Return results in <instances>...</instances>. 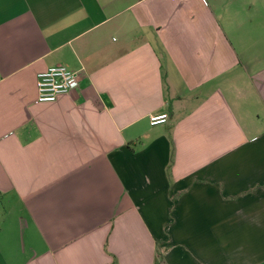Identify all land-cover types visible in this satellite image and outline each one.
<instances>
[{
    "label": "crops",
    "instance_id": "crops-1",
    "mask_svg": "<svg viewBox=\"0 0 264 264\" xmlns=\"http://www.w3.org/2000/svg\"><path fill=\"white\" fill-rule=\"evenodd\" d=\"M157 251L264 264V0H0V264Z\"/></svg>",
    "mask_w": 264,
    "mask_h": 264
},
{
    "label": "built area",
    "instance_id": "built-area-1",
    "mask_svg": "<svg viewBox=\"0 0 264 264\" xmlns=\"http://www.w3.org/2000/svg\"><path fill=\"white\" fill-rule=\"evenodd\" d=\"M81 73L63 65H54L36 75V104L55 102L60 96L67 95L79 86ZM150 125L167 122V115L152 116Z\"/></svg>",
    "mask_w": 264,
    "mask_h": 264
},
{
    "label": "trees",
    "instance_id": "trees-1",
    "mask_svg": "<svg viewBox=\"0 0 264 264\" xmlns=\"http://www.w3.org/2000/svg\"><path fill=\"white\" fill-rule=\"evenodd\" d=\"M155 263L154 264H164L163 254L160 251H157L155 254Z\"/></svg>",
    "mask_w": 264,
    "mask_h": 264
}]
</instances>
